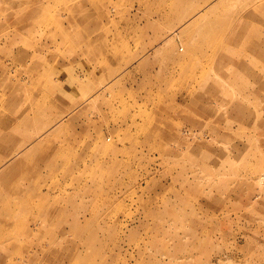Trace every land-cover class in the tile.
Listing matches in <instances>:
<instances>
[{
	"label": "rangeland",
	"instance_id": "rangeland-1",
	"mask_svg": "<svg viewBox=\"0 0 264 264\" xmlns=\"http://www.w3.org/2000/svg\"><path fill=\"white\" fill-rule=\"evenodd\" d=\"M0 264H264V0H0Z\"/></svg>",
	"mask_w": 264,
	"mask_h": 264
},
{
	"label": "crops",
	"instance_id": "crops-1",
	"mask_svg": "<svg viewBox=\"0 0 264 264\" xmlns=\"http://www.w3.org/2000/svg\"><path fill=\"white\" fill-rule=\"evenodd\" d=\"M43 76V75H42ZM45 76V75H44ZM42 79H43V77H42ZM45 79H46V76H45ZM41 80V79H40ZM43 82H46V80H44ZM39 84V86H45V84L43 85V84H41V82H39L38 83ZM53 96L55 97V92L53 91ZM44 97H49V95L45 92L44 93ZM50 98V97H49Z\"/></svg>",
	"mask_w": 264,
	"mask_h": 264
}]
</instances>
